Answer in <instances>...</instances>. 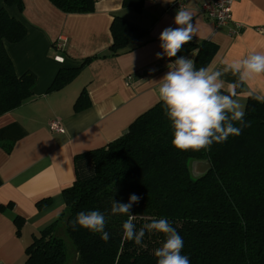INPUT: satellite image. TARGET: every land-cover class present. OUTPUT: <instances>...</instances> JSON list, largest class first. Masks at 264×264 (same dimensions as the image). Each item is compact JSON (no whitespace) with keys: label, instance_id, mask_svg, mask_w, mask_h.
Returning a JSON list of instances; mask_svg holds the SVG:
<instances>
[{"label":"trees","instance_id":"trees-1","mask_svg":"<svg viewBox=\"0 0 264 264\" xmlns=\"http://www.w3.org/2000/svg\"><path fill=\"white\" fill-rule=\"evenodd\" d=\"M64 13L94 11L98 0H49ZM143 0H122L123 7L140 12ZM23 8L22 0H5L0 8V115L28 101L35 76L17 75L5 42L18 43L26 35L25 25L8 14L6 7ZM148 29L114 15L112 43L103 52L84 59L78 67L57 71L48 91L67 85L80 69L94 59L114 57L134 42L144 39ZM217 46L208 41L186 44L178 55L196 52L195 66H207ZM175 59V58H172ZM165 62H170L164 57ZM89 104L84 90L74 108ZM250 127L239 136L214 143L210 150L176 149L170 121L158 101L139 115L124 133L108 144L74 156L75 179L62 190L65 208L51 224L33 236L25 248L22 264H65L68 239L77 264H156L154 250L163 236L146 233L143 245L124 239L122 224L127 215L111 214L112 199L128 203L141 197L130 212L137 228L152 219L166 218L182 236V254L191 264H264V102L249 96L245 106ZM191 161H208L210 168L193 177ZM48 201L41 200L38 204ZM99 210L107 219L109 240L87 229L73 230L70 223L80 211ZM17 233L24 221L15 217Z\"/></svg>","mask_w":264,"mask_h":264},{"label":"crops","instance_id":"crops-1","mask_svg":"<svg viewBox=\"0 0 264 264\" xmlns=\"http://www.w3.org/2000/svg\"><path fill=\"white\" fill-rule=\"evenodd\" d=\"M143 1L140 12L123 7L122 0H98L94 11L85 14L64 13L49 0H22V9L6 7L26 27L20 42H5L6 51L15 73H32L35 84L28 101L0 115V264H22L33 236L63 212L61 193L74 182V156L118 138L158 103L159 85L153 81L168 71V62L156 58L162 52L159 35L175 27L178 3L194 13L198 34L192 41L217 46L208 65L219 68L264 52V0H234L231 20L217 27L200 12L212 0ZM114 15L148 29V35L118 56L92 60L63 88L48 91L59 69L78 67L110 46ZM185 56L194 60L196 52ZM223 79L231 83L237 78L229 73ZM82 90L89 104L76 110ZM236 91L245 106L250 93L264 95V75L242 82ZM52 122L61 130H52ZM15 217L24 221L19 233Z\"/></svg>","mask_w":264,"mask_h":264},{"label":"clouds","instance_id":"clouds-1","mask_svg":"<svg viewBox=\"0 0 264 264\" xmlns=\"http://www.w3.org/2000/svg\"><path fill=\"white\" fill-rule=\"evenodd\" d=\"M173 23L175 27H166L159 35L162 52L156 53V58L167 57L170 62L167 64L168 71L158 81H153L159 85L158 100L170 121L171 143L176 149L210 150L214 143L239 136L244 128L251 126V122L244 119V105L236 89L242 82L264 75V52H251L230 63L225 62L219 68L211 64L197 68L193 59L178 55L198 34L194 13L179 7ZM229 73L237 78L235 82L228 83L223 79ZM249 95L264 102V95ZM140 199L136 194L130 195L128 203L112 199L111 214L127 215L122 224L124 239L143 245L146 233L160 234L163 241L154 250L156 264H191L189 257L182 254L183 238L169 220L152 219L137 228L134 223L136 215L130 210ZM106 224L103 212L88 210L78 212L70 227L74 231L79 227L100 234L101 239L107 242L110 236L105 231Z\"/></svg>","mask_w":264,"mask_h":264},{"label":"built area","instance_id":"built-area-1","mask_svg":"<svg viewBox=\"0 0 264 264\" xmlns=\"http://www.w3.org/2000/svg\"><path fill=\"white\" fill-rule=\"evenodd\" d=\"M234 0H212L200 7L202 16L214 22L215 26L227 24L231 20V10ZM178 7H183L182 3H178ZM61 61V58H57ZM50 128L60 131L58 122H52Z\"/></svg>","mask_w":264,"mask_h":264},{"label":"water","instance_id":"water-1","mask_svg":"<svg viewBox=\"0 0 264 264\" xmlns=\"http://www.w3.org/2000/svg\"><path fill=\"white\" fill-rule=\"evenodd\" d=\"M198 165L199 168L197 167ZM210 168V163L208 161H191L190 169L193 177H198L204 174Z\"/></svg>","mask_w":264,"mask_h":264},{"label":"rangeland","instance_id":"rangeland-1","mask_svg":"<svg viewBox=\"0 0 264 264\" xmlns=\"http://www.w3.org/2000/svg\"><path fill=\"white\" fill-rule=\"evenodd\" d=\"M66 241V245H67V253H68V258L65 264H77L76 263V255L75 252L73 250V247L71 246L70 242L68 241V239L64 238Z\"/></svg>","mask_w":264,"mask_h":264}]
</instances>
